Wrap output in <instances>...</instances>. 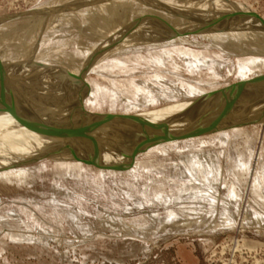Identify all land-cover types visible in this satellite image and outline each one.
<instances>
[{"label":"rangeland","instance_id":"rangeland-1","mask_svg":"<svg viewBox=\"0 0 264 264\" xmlns=\"http://www.w3.org/2000/svg\"><path fill=\"white\" fill-rule=\"evenodd\" d=\"M48 1L0 0V60L7 61L0 64V92L9 95L10 82L22 77L15 89L38 98L24 100L27 112L43 107L41 97L53 99L62 115H73L74 108L95 117L187 103L175 113L185 116L155 121L205 124L225 101L209 93L264 74V50L256 52L264 35L245 31L242 18L229 15L232 10L211 6L215 0H58L52 4L61 3L62 10L36 11ZM231 1L246 4L264 22V0ZM57 17L64 20L54 23ZM33 55L35 62L44 57L36 73L24 69ZM8 74H14L10 82ZM235 92L227 93L228 100ZM240 94L228 115L264 116V83ZM1 109L0 116L7 115ZM39 116L30 118L32 128L24 123L28 131ZM1 120L0 154L25 130L17 121ZM101 123L84 124L106 127L93 135L100 159L84 152L91 146L84 139L45 152L51 141L65 138L51 136L45 146L27 145L26 156L0 169V264H264V119L162 141L134 154L129 150L135 135L114 120ZM82 146L86 159L49 158ZM122 150L129 154L113 163Z\"/></svg>","mask_w":264,"mask_h":264},{"label":"bare ground","instance_id":"bare-ground-1","mask_svg":"<svg viewBox=\"0 0 264 264\" xmlns=\"http://www.w3.org/2000/svg\"><path fill=\"white\" fill-rule=\"evenodd\" d=\"M56 1H58V0H50V1H48V2H46L45 3V5L43 6L42 5V7L40 8V9H38V10H36V11H43L44 10V12H49V11H60V10H62L63 8H64V6H61L62 4L61 3H59V2H57L58 3V5L57 6H55V5H53L52 3L53 2H56ZM81 1V0H80ZM84 1V0H83ZM86 1H88V0H86ZM97 1V0H96ZM115 1V0H114ZM148 1V0H147ZM156 1V0H155ZM197 1V0H196ZM71 2H72V0H71ZM70 2V0H69V3H71ZM73 2L75 3V1L73 0ZM78 2V1H77ZM98 2V1H97ZM100 2H101V0H100ZM103 2V1H102ZM79 3V2H78ZM82 3V2H81ZM116 3V2H115ZM117 3H121L120 1H118ZM185 3V2H184ZM201 3V2H200ZM207 3V2H206ZM61 4V5H60ZM158 4V3H157ZM203 4V3H202ZM212 5V7H214L215 6V8L216 7H218V8H216V9H221V10H227V8H229V10H232V11H230L231 13H233V14H229V15H236L235 17H240V18H242V22H244L245 24V26L244 27H246V28H243L244 30L246 29V30H248V31H250V32H252L254 35L255 34H258V36L257 37H260L259 35L261 34V35H264V22L262 21V19L261 18H259V17H257L255 14H254V11L250 8V7H248V6H246V4L244 5V4H236V2H233V1H231V0H222V1H220V0H215L213 3H211ZM64 5H65V3H64ZM77 5V4H76ZM86 5H89V4H87L86 3ZM182 5V4H181ZM107 6V5H106ZM105 6V7H106ZM164 6V5H163ZM176 6V5H175ZM59 7V8H58ZM169 7V6H168ZM171 7H174V6H171ZM188 7V6H187ZM193 7H195V6H193ZM58 8V9H57ZM107 8V7H106ZM100 9V8H99ZM103 9H105V8H102V10ZM108 9V8H107ZM112 10V9H111ZM228 10V11H229ZM36 11H34V13H36ZM109 11H110V9H109ZM108 11V12H109ZM176 11V10H175ZM107 12V11H106ZM115 12V11H114ZM189 12V11H188ZM172 13V12H171ZM49 13H47V15H48ZM86 14V13H85ZM84 15V14H83ZM110 15V14H109ZM81 16V15H80ZM88 16V15H87ZM89 16H90V14H89ZM102 16V15H101ZM111 16H112V14H111ZM12 17V16H11ZM15 17V16H14ZM153 17H155L156 19H158L159 21H160V18H158V16L156 15V16H153ZM160 17V16H159ZM213 17V16H212ZM223 17V16H222ZM221 17V18H222ZM232 17H234V16H232ZM232 17H229V19L227 20V21H234V19L232 18ZM17 19L16 20H18V19H20V18H18V17H16ZM72 18V17H71ZM82 18V17H81ZM208 18V17H207ZM206 18V19H207ZM53 19V18H52ZM62 19L63 18H61V17H57V18H55V19H53V22L55 23V22H61L62 21ZM73 19H75V18H73ZM223 19V18H222ZM226 19V18H225ZM244 19H246V20H244ZM23 20H25V18L23 19ZM42 20V19H41ZM64 20V19H63ZM68 20V19H67ZM88 20V19H87ZM95 20V19H94ZM22 21V20H21ZM86 21V20H85ZM257 21V22H256ZM7 22V21H6ZM14 22V21H13ZM17 22V21H16ZM26 21H24V23H25ZM80 22V21H79ZM81 22H82V20H81ZM219 22V21H218ZM221 22V21H220ZM1 23V22H0ZM11 24H12V22H10ZM238 23V22H237ZM236 23V24H237ZM8 24V23H7ZM6 24V25H7ZM58 24V23H57ZM57 24L54 26V27H56L57 26ZM229 24V23H228ZM239 24H241V23H239ZM4 25H5V23H4ZM13 25V24H12ZM47 25H51V27H53L52 26V24H50V22L47 24ZM129 25V24H128ZM206 25V24H205ZM212 25V24H211ZM231 25V24H230ZM238 25V24H237ZM243 25V24H242ZM2 26V25H1ZM13 27V26H12ZM15 27H16V25H15ZM218 27V26H217ZM231 27V26H230ZM201 28V27H200ZM203 29L205 28V27H202ZM207 28H210V27H208L207 26ZM1 29V28H0ZM14 29H17V28H14ZM39 29V28H38ZM42 29V28H41ZM202 29V30H203ZM224 29V28H223ZM223 29H221V30H223ZM209 30V29H208ZM229 30V28L227 29V31ZM245 30V31H246ZM16 31V30H15ZM168 31V30H167ZM196 31V30H195ZM204 31H206V29L204 30ZM211 31V30H210ZM210 31H206V32H204V33H207L208 32V34H210ZM216 31V30H215ZM230 31H232V32H234V30L233 29H231V30H229V33H231ZM239 31H241L240 29H239ZM37 32V31H36ZM128 32V31H127ZM166 32V31H165ZM202 32V31H201ZM214 32V31H213ZM218 31H216V33H217ZM222 32V31H221ZM220 32V33H221ZM236 32V33H235ZM234 33H231V34H229V35H232V39L233 38H235L236 36H234L233 34H237V31H235ZM44 33V32H43ZM224 33H225V31H224ZM223 32L221 33V35L222 34H224ZM228 33V32H227ZM240 33H242V31L240 32ZM6 34V33H5ZM20 34V33H19ZM18 34V35H19ZM42 34V33H41ZM202 34V33H201ZM215 34V32L213 33V35ZM226 34V33H225ZM225 34H224V36H225ZM16 34H14V36H15ZM211 35H212V33H211ZM210 35V36H211ZM212 35V36H213ZM217 35V34H216ZM244 35V34H243ZM40 36V35H39ZM203 36H205V35H203ZM255 36V37H256ZM8 37V36H7ZM218 37V36H217ZM227 37H229L228 35H227ZM240 37H241V35H240ZM243 37V36H242ZM241 37V38H242ZM1 38V37H0ZM6 38V37H5ZM221 39H223L222 37H220ZM220 38H217V39H220ZM224 38H226V37H224ZM254 38V37H253ZM211 39V38H210ZM213 39L215 40V38L213 37ZM235 39H237V38H235ZM235 39H233V40H235ZM245 39V38H244ZM257 39V38H256ZM259 39V38H258ZM260 39H261V37H260ZM263 39V38H262ZM4 40H6V39H4ZM10 40V39H9ZM228 40V39H227ZM226 40V43H228V45H230L229 44V42H230V39L227 41ZM238 40L239 39H237V42H238ZM241 40H243V38L241 39ZM211 41H213V40H211ZM222 41V40H221ZM240 41V40H239ZM253 41V40H252ZM255 41V40H254ZM213 42H216L217 43V41H213ZM218 42H220V40L218 41ZM224 42V41H223ZM232 42V41H231ZM230 42V43H231ZM257 42H259V41H257ZM256 42V43H257ZM233 43V42H232ZM236 43V42H235ZM241 43V42H240ZM247 43V42H246ZM255 43V44H256ZM261 43H263V42H261ZM260 42L258 43V44H261ZM130 44H131V42H130ZM133 44V43H132ZM131 44V45H132ZM234 44V43H233ZM241 44H243V43H241ZM244 44H245V42H244ZM254 44V45H255ZM257 44V45H258ZM264 44V43H263ZM33 45V44H32ZM220 45H222V44H220ZM223 45H225V43L223 44ZM262 45V44H261ZM261 45H259V48H258V46H257V49H256V52L258 51H261V50H264V47H261L260 48V46ZM231 46H233V45H231ZM262 46H264V45H262ZM246 48H248V47H246ZM118 50V49H117ZM112 52V51H111ZM241 52V51H240ZM249 53V51L248 50H246V51H242V53ZM41 53V52H40ZM250 54H251V52H250ZM2 55V54H1ZM37 56L39 55V54H36ZM41 55V54H40ZM3 56V55H2ZM5 56V55H4ZM4 56H3V58H4ZM6 57V56H5ZM21 57H23V55L21 56ZM25 57V56H24ZM35 57V55H33V56H31V57H29L28 58V61H30V63L28 62V64H27V66L25 65H23L25 68V70L26 69H29L32 73H36L37 71H38V68L37 67H39L40 66V64L41 63H43L42 62V59L44 58H41V59H39V60H37L36 62H35V59H37L36 57ZM39 57V56H38ZM26 58V57H25ZM6 59V58H5ZM23 59V61H24V58H21V60ZM7 60V59H6ZM34 60V61H33ZM48 60V59H47ZM44 61V60H43ZM21 62V61H20ZM31 62L32 63H34L35 65H33V66H31ZM1 63H3V65L6 63L7 64V61L4 63V61L2 62V59L0 60V64ZM16 63V62H15ZM17 63H19V62H17ZM12 65V64H11ZM2 66V65H1ZM5 66V65H4ZM8 66V65H7ZM6 66V67H7ZM19 66V65H18ZM22 66V65H21ZM8 67H10V61H9V66ZM13 67V66H12ZM54 67V66H53ZM4 68V67H3ZM11 68V67H10ZM10 68H8V69H10ZM6 69V68H5ZM7 69V70H8ZM0 70H1V67H0ZM6 70V72H9V71H7ZM11 70H13V72H14V70H16V69H11ZM20 70V69H19ZM25 70H23V71H25ZM88 70V69H87ZM3 71V70H2ZM82 72V71H81ZM9 73H11V71L9 72ZM25 73V72H24ZM2 74H4V73H2ZM22 74V76H23V73H21ZM5 75H6V73H5ZM4 75V77H6ZM10 75L12 76V75H14V74H8L7 76H9V77H6L7 79L9 78V82H10V80H12L11 78H10ZM3 76V75H2ZM20 76V75H19ZM0 77H1V75H0ZM4 77H2V78H4ZM6 78H4L5 79V81L7 80ZM24 78V77H23ZM21 79H22V77H21ZM21 79L19 78H17V80L16 81H11L10 83L12 84V85H10V87H9V90L8 91H10V94L8 95L7 93L5 94H2L3 92H0V104L3 106V108H4V110H5V112L7 111V115L4 113V116L3 115H1L0 117L2 118V120L1 121H3V120H7L9 123H11L13 120L14 121H17L16 123H18V125H17V128H23V129H25V130H19V129H17V130H19V131H21V132H19V135H20V137H19V135H17L19 138H21V139H19V141H18V137H16L15 139H13V137H11V135H10V137H11V140L12 141H10L11 143H10V145L8 146V148H6V149H3V150H1V156H0V169H2V168H4V167H6V166H8V165H10L11 163H13V162H15L16 160H18V159H20V158H22V157H24V156H26L25 155V148L27 147V145H30V144H32L33 146L34 145H37V146H45V144L49 141L48 140V138L51 140V138L53 139V138H57L58 136H62V137H65L64 138V141H51L48 145H46L48 148H47V150L45 151V152H47L48 151V149H50L51 147H53L54 149H57L58 147H60V146H62V144L63 143H65L66 144V146H64L63 148H66V150L68 149V148H70V145H72V144H75V140L76 139H78L79 141L80 140H82V139H84V140H90L91 141V143H90V145L92 146H89V147H87V149L89 150V151H84L83 149L85 148V146H82V147H80V148H76V149H74L72 152H61V151H57V153H55V154H53V152H52V155L49 157V158H51L52 157V159H54V160H57V159H59V160H61V159H63L64 157H68V156H73V157H78V158H85V157H82V156H80L81 155V152L80 151H84V152H88V153H92V154H95L96 153V159H100L101 157H97L98 155H100L99 153H98V151H101V150H98V144H97V142L96 141H98L97 139H96V137H94L93 135H95V134H98V132H101V131H103L104 129H106V127L104 126V124L101 126V127H99V128H97L99 125H100V122H104V121H107V120H110V121H112V120H114V122H116L117 123V128H119V127H121L123 130H127L126 132L127 133H132L133 135H135V138H134V141H132V144H133V147L129 150V153H132V154H134V153H136V152H138V151H140L141 149H144L145 147H147V146H150V145H154V144H158L159 142H162V141H166V140H171V139H176V138H181V137H192V136H195V135H199V134H203V133H208V132H212V131H217V130H220V129H229V128H234V127H239V126H243V125H248V124H251V123H254V122H257L258 120H261V119H264V116L262 115V113H261V115H259V116H256V117H254V118H250V119H244V118H242L241 116H230V115H228L229 113H230V109H231V107H232V103H234V100L236 99V98H238V96L239 95H241L240 93L242 92V90L243 89H245V88H247V87H252V86H254V85H258V84H262V83H264V74H262V75H258L257 77H253V78H251V79H248V80H244V81H241V82H239V83H237V84H235V85H233V86H230L228 89H226V90H223V89H221V90H217V91H213L212 93H209L208 94V96H210V95H214V94H218L219 96H222V97H224V99H225V101H224V105H222L220 108H219V110L217 111V112H215L212 116H210V118L208 119V122L207 123H205V124H203L204 122H202V123H200V122H198V123H196V122H194V123H192V124H187V123H185V124H174V123H172L173 125H171V124H168L169 123V121H168V123L167 124H164V122L165 121H163V120H161V121H163V122H161L160 123V121H159V123H158V121H155V116H162L163 117V119H164V117L165 118H168V117H166V115L167 116H175V118L177 117L178 119H179V117H183V116H185L184 114H175V113H178L182 108H184L185 106H187V103H184V107H182V106H180V108H178V106H175L172 110H168V111H166L167 110V108H165V109H159V110H154V111H152V112H149V113H144V114H139V115H128V116H111V115H106V116H100V115H97V117H95L96 115L95 114H90V113H88V112H84V111H81V112H83V113H79L76 109H74L73 108V111H74V113H73V115H71V114H68V112H67V114L68 115H62V114H60V109H57L56 111H55V108L54 107H56V106H53L52 104H54V101H53V99L52 100H50V99H48L47 100V98H45V99H43V97H41L42 98V100H41V98H39V102L40 103H38V104H41L40 106H43V107H41L40 109H39V107H38V110H35L34 108H33V110H35L34 112H29V110H28V112H27V109H25V107L24 106H22V104L23 103H25L24 102V100L26 101H31V102H34V100H36L37 102H38V98L37 99H35L36 97L34 96V95H32V93H30V94H28L27 93V95H25L24 94V92H21V95L19 94V92H18V90H16L15 88H19V85L22 83V81H21ZM25 79V78H24ZM80 79V78H79ZM78 79V80H79ZM1 80V79H0ZM3 80V79H2ZM4 81V80H3ZM2 81V82H3ZM5 81H4V83H5ZM1 82V83H2ZM6 82H8V81H6ZM27 84V83H26ZM2 84H0V86H1ZM6 85H7V83H6ZM21 86L22 85H20V88H21ZM26 86V85H25ZM30 86V85H29ZM2 87V86H1ZM8 87V86H7ZM32 87V86H31ZM3 88V87H2ZM4 88H5V86H4ZM37 88V87H36ZM12 89V90H11ZM25 89V88H24ZM21 90V89H20ZM26 90H28L27 88H26ZM233 90H235L236 92H235V95L233 96V98H231L230 97V99L228 100V98H227V93H229V92H232ZM1 91V90H0ZM16 91L18 92V94L16 93ZM36 91H37V89H36ZM39 91H41V90H39ZM29 92V91H28ZM246 92H248V91H246ZM263 92V91H262ZM244 94V93H243ZM36 96H38V95H36ZM250 98V97H249ZM223 99V100H224ZM248 100V99H247ZM35 101V102H36ZM251 101V100H250ZM46 102V103H45ZM247 102H249V101H247ZM29 103V102H28ZM250 103V102H249ZM248 103V104H249ZM21 104V105H20ZM32 104V103H31ZM35 104V103H34ZM33 104V105H34ZM24 105V104H23ZM209 105V104H208ZM244 105H247V103L245 102V104ZM37 106H39V105H37L36 104V108H37ZM66 106V105H65ZM255 106H257V105H255ZM252 107V110L253 111H255L254 110V108L256 109L257 107ZM26 107H28V106H26ZM31 107V106H30ZM258 107H259V105H258ZM262 107V106H261ZM43 108H48L47 110H45V111H43ZM241 108H243V107H241ZM245 108V107H244ZM259 109V108H258ZM261 109V108H260ZM259 109V110H260ZM31 110V109H30ZM50 110V111H49ZM59 110V111H58ZM161 110V111H160ZM248 110V109H247ZM249 110H251V108L249 109ZM3 110L1 109L0 110V114H1V112H2ZM15 111V112H14ZM49 111V112H48ZM196 111V110H195ZM252 111V112H253ZM257 111V110H256ZM264 111V110H263ZM4 112V111H3ZM2 112V113H3ZM9 112V113H8ZM71 112V111H70ZM249 112V111H248ZM247 112V113H248ZM252 112H250V113H252ZM260 112V111H259ZM254 113V112H253ZM5 115H6V118H4L5 117ZM39 115H41V116H39ZM51 115V116H50ZM143 115L144 116H151L150 118H146L145 120L144 119H142V117H143ZM190 114H188L187 115V118H190V120H192L193 118H194V116H189ZM194 115H196V114H194ZM33 116H39V117H41V119H39V122H37L36 123V126H35V128H33V129H31L32 128V125L31 126H29V120H30V118H32ZM59 116V118H55V117H58ZM228 116V117H227ZM245 116H247V115H245ZM22 117H26L25 118V120L22 118ZM88 117V118H87ZM162 117H159V119L160 118H162ZM0 118V119H1ZM99 118V119H98ZM97 119H98V121H97ZM154 119V120H153ZM158 119V120H159ZM173 119H174V117H173ZM151 120V122H149ZM177 120V119H176ZM37 121V120H36ZM172 121V120H171ZM174 121V120H173ZM35 122V121H34ZM28 125L29 127H31L30 128V131H28L27 130V126L25 125ZM92 123H97L98 124V126H92V127H90L89 129H86L85 127H86V125L84 126V124H88V125H90V124H92ZM101 123V124H102ZM35 124V123H34ZM126 124H131V126H134L135 128H137V129H139L140 131H135V132H133L129 127H125V125ZM46 125H49L50 127H47V128H45V126ZM186 125H188V126H186ZM40 127V128H37L36 129V127ZM56 126H59V127H61L60 129L59 128H56ZM34 127V126H33ZM21 128V129H22ZM50 128L52 129V130H50ZM65 128V131H61V130H63V129ZM82 128V129H81ZM88 128V127H87ZM97 128V129H96ZM121 128H119L120 130H121ZM127 128H129V129H127ZM2 129V128H1ZM3 130V129H2ZM16 130V131H17ZM155 130V131H154ZM18 133V132H17ZM49 134H51V135H49ZM5 135V134H4ZM8 135V134H7ZM15 135V134H14ZM101 135V134H100ZM16 136V135H15ZM14 136V137H15ZM42 136V137H41ZM52 136V137H51ZM56 136V137H55ZM102 136V135H101ZM51 137V138H50ZM41 138V139H40ZM75 139V140H74ZM74 140V141H73ZM77 141V140H76ZM89 141V142H90ZM108 141V140H107ZM14 142V143H13ZM120 142V141H119ZM108 143V142H107ZM117 143V142H116ZM87 144H88V142H87ZM109 144H111L110 142H109ZM105 145V144H104ZM101 147H102V145H101ZM109 147V146H108ZM45 148V147H44ZM52 148V149H53ZM118 148V147H117ZM1 149V148H0ZM52 149H50V150H52ZM82 149V150H81ZM86 149V150H87ZM99 149H100V146H99ZM106 149V148H105ZM105 149H103L102 151L104 152V150ZM107 150V149H106ZM109 150V149H108ZM55 151V150H54ZM97 151V152H96ZM110 151V150H109ZM118 151V150H117ZM56 152V151H55ZM102 152V153H103ZM106 152V151H105ZM35 153V152H34ZM98 153V154H97ZM128 151L126 152V151H124V150H122L121 151V153H119V156H118V159L116 160V161H114L113 163H119V162H121L122 160H123V158L125 157V156H127L128 154ZM114 154V153H113ZM62 155H64V156H62ZM66 155V156H65ZM37 155L36 154H32V156H30V157H36ZM95 156H93V155H91L89 158H94ZM73 159V158H72ZM86 159V158H85ZM95 162V161H94ZM104 163H108V162H104Z\"/></svg>","mask_w":264,"mask_h":264},{"label":"water","instance_id":"water-1","mask_svg":"<svg viewBox=\"0 0 264 264\" xmlns=\"http://www.w3.org/2000/svg\"><path fill=\"white\" fill-rule=\"evenodd\" d=\"M84 163H86V164H90V165H93V166H95V167H97V168H100V167H98V166H96L94 163H92V162H84Z\"/></svg>","mask_w":264,"mask_h":264}]
</instances>
